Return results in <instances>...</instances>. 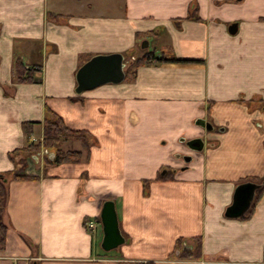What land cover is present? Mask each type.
Wrapping results in <instances>:
<instances>
[{"label": "crops", "instance_id": "crops-1", "mask_svg": "<svg viewBox=\"0 0 264 264\" xmlns=\"http://www.w3.org/2000/svg\"><path fill=\"white\" fill-rule=\"evenodd\" d=\"M17 36L48 50L30 58ZM152 38L155 56L169 61L75 91L88 58ZM18 59L37 68L33 81L17 80ZM49 110L98 145L80 163L39 155L14 178L9 154L27 144L23 123L42 143ZM195 137L200 150L185 145ZM0 174V264H264V187L250 213L224 215L239 183L264 180V0H0ZM108 194L128 241L105 252L100 222L94 234L86 223ZM197 240L200 257H180Z\"/></svg>", "mask_w": 264, "mask_h": 264}, {"label": "water", "instance_id": "water-1", "mask_svg": "<svg viewBox=\"0 0 264 264\" xmlns=\"http://www.w3.org/2000/svg\"><path fill=\"white\" fill-rule=\"evenodd\" d=\"M229 32L234 34L237 30V24L232 23L229 26ZM149 41L145 39L141 43V48H147ZM127 60L125 56L119 52L107 54H95L83 62L75 72V81L77 93L92 90L104 84H118L126 78L125 67ZM195 125L205 128L206 131H212L213 125L205 119L198 118ZM203 141L201 137H195L187 140L185 145L192 150H200ZM180 155V153H179ZM185 161H190L191 156L182 155ZM37 160V156H33ZM264 181L256 182L246 180L239 183L232 196V202L225 209L224 215L227 218H239L244 216L251 208L257 191L263 186ZM102 238L100 247L103 251H111L118 246L124 244L128 240L124 238L117 217L115 203L112 199L103 201L99 213ZM32 264H36L33 262Z\"/></svg>", "mask_w": 264, "mask_h": 264}, {"label": "trees", "instance_id": "trees-1", "mask_svg": "<svg viewBox=\"0 0 264 264\" xmlns=\"http://www.w3.org/2000/svg\"><path fill=\"white\" fill-rule=\"evenodd\" d=\"M155 59L157 61H169L164 58H159L155 56L154 52L151 51H145L143 55L136 57L134 61L130 62L128 64V67L126 68V78L127 77H132L136 71V69L141 66V65H147L155 62ZM177 61V60H174ZM15 70H16V75L17 79L21 82H31L34 80V68L27 69L25 67V64L20 61L19 59L15 61ZM49 113L53 114L55 117V121L53 119L46 118L44 121V132H43V141L42 143L39 142H32L30 140V128H31V122H24L23 123V129L26 133V140L27 144L23 146L20 150H22L25 155H28L29 157L31 156H38L39 155V150L41 149V146L45 147V149L49 150L52 154V156H48L44 154V159L46 164H63L69 161H79L82 157L83 154L86 156V158H89L91 155V150L89 146V136L88 132L85 130H73L69 127H67L64 124L63 119L57 115L55 112L50 111ZM60 137H68L74 140H78L82 144L83 151L81 150H76V149H68L64 150L58 146V143L60 141ZM18 151V150H17ZM16 151V152H17ZM171 174H169L170 177ZM27 177L25 173H20L16 172L14 174V178L17 179H24ZM166 178H169L165 176ZM157 178H162L158 176ZM256 181V180H255ZM264 181V180H262ZM5 175L0 174V242L3 244L5 235H6V227L2 222V215L4 212V206L6 202V196H7V190L5 187ZM259 182V181H256ZM261 182V181H260ZM263 186L257 191V195L255 197V200L259 197L263 190ZM252 207V206H251ZM251 212V208L248 211V213ZM195 254L196 258L200 257V240H197V246H196V251H183L180 254V257L183 258H188L191 257L192 254Z\"/></svg>", "mask_w": 264, "mask_h": 264}, {"label": "rangeland", "instance_id": "rangeland-1", "mask_svg": "<svg viewBox=\"0 0 264 264\" xmlns=\"http://www.w3.org/2000/svg\"><path fill=\"white\" fill-rule=\"evenodd\" d=\"M76 11H81V10H76ZM50 18H51V16H50ZM35 30H36V28L34 29V31ZM142 40H144V39H141L138 42V44L136 43L135 46L131 47V49L128 52H125L124 53V55L127 56V58H128L127 59V64H126V67L125 68H127L128 67V64L130 62L134 61V59L136 57H139V56L142 55V53H143V49L141 48ZM153 40H154V38H152V42H151L150 46L147 48L151 52H154V49L159 50V47L156 48V45H155V43H153ZM14 41H15L16 50L19 51V53L22 52V54L23 53L25 54L27 52L30 53V52L33 51L34 54L33 55H30V58L33 57V59H36V60H38V58H40L41 53H43V52H45V51L48 50V48L46 47V45H43V42L41 40H39V39H33V40L31 39L30 40V39H27L24 36H17L14 39ZM167 44H168V41H166L164 38L162 39L161 43H158V45H162V46H167ZM154 53L157 54L156 52H154ZM24 61L30 63L28 57L24 58ZM155 61H157V60L155 59ZM14 67H15V65H14ZM35 68H34V70H35ZM127 78H131V77H127ZM10 88L11 89H7V91L13 90V87H10ZM47 118L53 119L54 121L56 120L55 117L53 116V114H51V113H48L47 114ZM88 136H89V146L90 147L95 146V145H98V140H96V138H95V136L93 134H91V133L88 132ZM209 139H212V138H209ZM209 143H210L209 146H214V145L215 146H218V141L212 142L210 140ZM58 146L60 148L64 149V150L75 149V147L76 148L78 147V149H76V150H81L82 152H84L83 151V148H82V144H81L80 141L74 140V139H71V138H68V137H60V141L58 143ZM20 149L21 148L15 149L14 151L10 152L9 158L12 159L15 162V165H16L15 167L17 168V172L22 173V170L21 169H24L27 164L34 166L35 163H34V159H32L31 157H29L28 155H25L26 153H24ZM44 151H45V147L41 146V149L39 150V152H40V155L42 156V158H41L42 160L45 158L44 157V153H45ZM89 159H90V157L89 158H86V156L83 154V157L79 161H69V162H66V163H70V162L80 163L81 161L82 162L83 161H89ZM144 185H145L144 186V193L146 194L149 191V188H150L149 181L146 182ZM111 196H112V194L106 195L105 200L112 199ZM98 201H100V200H98ZM96 218H98V217H96ZM97 228H99V227H97ZM195 250H193L192 252H195ZM193 256L195 257V254L194 253L192 254L191 257H193ZM191 257H188V258H191Z\"/></svg>", "mask_w": 264, "mask_h": 264}, {"label": "built area", "instance_id": "built-area-1", "mask_svg": "<svg viewBox=\"0 0 264 264\" xmlns=\"http://www.w3.org/2000/svg\"><path fill=\"white\" fill-rule=\"evenodd\" d=\"M98 223H99V220L96 217H92L88 219L86 226L92 234L96 232Z\"/></svg>", "mask_w": 264, "mask_h": 264}, {"label": "flooded vegetation", "instance_id": "flooded-vegetation-1", "mask_svg": "<svg viewBox=\"0 0 264 264\" xmlns=\"http://www.w3.org/2000/svg\"><path fill=\"white\" fill-rule=\"evenodd\" d=\"M184 160V159H183Z\"/></svg>", "mask_w": 264, "mask_h": 264}]
</instances>
